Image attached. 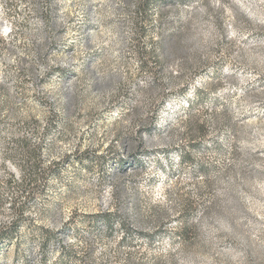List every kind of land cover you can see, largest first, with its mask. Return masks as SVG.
<instances>
[{"label": "rangeland", "instance_id": "1", "mask_svg": "<svg viewBox=\"0 0 264 264\" xmlns=\"http://www.w3.org/2000/svg\"><path fill=\"white\" fill-rule=\"evenodd\" d=\"M169 7L140 51L188 26L190 59L153 61V74L142 70L126 0H0V32L13 31L0 51V85L12 103L9 115L0 109V227L15 216L16 194L2 181L23 174L18 138L40 145L48 172L32 199L19 193L20 245L0 243V264H264V0ZM153 79L187 93L151 106ZM67 94L76 96L69 114ZM189 100L207 134L186 163L175 147L188 139L180 116ZM97 154L128 161L102 170L66 161ZM107 209L131 232L86 219ZM40 227L57 238L44 245ZM64 242L76 243L80 258L67 259Z\"/></svg>", "mask_w": 264, "mask_h": 264}, {"label": "trees", "instance_id": "2", "mask_svg": "<svg viewBox=\"0 0 264 264\" xmlns=\"http://www.w3.org/2000/svg\"><path fill=\"white\" fill-rule=\"evenodd\" d=\"M194 2V0H126V5L128 7L133 8V25L135 29V35H136V42L135 47L138 48L139 54L138 57L141 60V67L144 71H151L153 74L155 72L153 71V67H151L149 64H151L153 61L158 65H162L165 63H169L175 59H181L182 61H186V59L189 58L188 52H186L188 49V42H187V34L188 30L185 29L188 26H185L184 29L180 28L176 29L168 34L161 35L158 39H153V47L150 51H147L145 53L141 52L142 48V39L147 36L150 32V27H152V23L154 21V18H156L157 22L159 24H163L166 20V15L164 12L165 9L172 8L177 5L181 4H190ZM13 31L9 33L8 36L4 37L2 33L0 32V51L3 49H8L9 45L12 41ZM147 59H151L150 62L146 63ZM195 62H199L198 59H193ZM194 62V61H193ZM185 65L187 68L189 67L188 63H182L181 66ZM188 65V66H187ZM31 69V68H30ZM60 71L62 69L60 68ZM62 75L66 76V72H61ZM170 80L178 79L180 78L179 75H172L170 73ZM169 83H161L158 81V79H153L152 83L148 84V90L151 91V106H156L158 104L168 103L171 98H176L180 93V95H186L188 88L186 86H183L181 88L173 90L175 87H170ZM158 91V92H157ZM0 93L2 94V99H0V109L4 108L7 114H10V107L12 103L8 99V95L6 93V89L4 87V84L0 85ZM178 94V95H177ZM196 98H200V90L197 89L196 92ZM2 100V101H1ZM76 102V96L72 94H67V100H66V113L69 114L71 110V106ZM194 101L189 100L188 101V107L184 111L183 115L180 117H183L182 122L185 123L186 126V134L188 136V139L184 146L177 145L175 149L180 152V159L183 162H192V153L191 150L194 149L199 143H202L206 139L207 134V125L205 122L194 120L192 116H194L195 111V105ZM135 113H138V109H134ZM30 125L29 122H25V124L21 127H19V130H24L25 126ZM122 135L121 141L122 144L128 143L129 145H134L136 143V146L140 148V145L142 144V140H128L131 139L130 135H124L123 133H120ZM127 140V141H126ZM14 141V140H13ZM187 145V146H186ZM16 149L17 151L15 154H18L21 156L22 161V169L23 174L21 177L15 178L14 174H10V177L3 179V184L9 189H13L15 192V196L13 197V203H12V209L15 216L13 219L7 223L3 224L0 227V243H7V244H14L15 246L20 245V228L23 226L25 219L23 218V208L25 207V203L23 205H20V196L21 194H27L26 201L32 199L34 195H37L41 192V186L46 185V177L48 176V172H46L43 167L41 166V153H40V145H35L32 143L28 137L18 138L16 141ZM188 147V150L186 149ZM12 152V151H11ZM146 154L148 151H144ZM10 154H13L10 153ZM67 163H73L78 164L81 166H86L88 169L92 168H99L102 170L103 165L105 167L106 162H112L113 160L117 163H119L120 168H125V163L128 161V159H122L119 157H113L112 155L106 156L105 154H97L96 156H78L73 157L72 159L68 156L66 157ZM137 160V159H135ZM60 162L55 163L54 165V172L52 173L53 176L58 177L60 169H56L59 167L58 165ZM131 164V162H130ZM137 164H139V160H137ZM65 166V165H64ZM201 170L203 172H206L205 167H201ZM47 174V175H45ZM82 217L86 218V215H83ZM75 219V218H74ZM87 220L91 221H103L108 229L112 231L115 227V223L118 222L119 227L122 229L123 232L130 233L132 230V225L130 221L124 217L121 213H119L116 210L107 209L106 211H101L98 214L88 215ZM73 224L71 222L69 225ZM40 232L43 236V244L47 245L50 241H54L57 238L56 233L53 230H48L43 227H40ZM139 234L150 237L154 233H147L144 231H138ZM79 242H82L80 240H76ZM76 243L73 244H67L63 243L60 248V252L67 258V259H78L80 258V252L76 248Z\"/></svg>", "mask_w": 264, "mask_h": 264}]
</instances>
